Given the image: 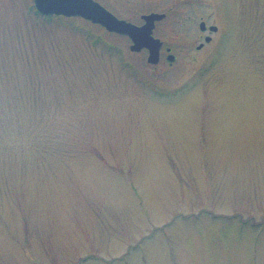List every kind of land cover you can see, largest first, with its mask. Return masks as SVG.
I'll return each mask as SVG.
<instances>
[{
	"label": "rangeland",
	"instance_id": "1",
	"mask_svg": "<svg viewBox=\"0 0 264 264\" xmlns=\"http://www.w3.org/2000/svg\"><path fill=\"white\" fill-rule=\"evenodd\" d=\"M95 1L0 0V264H264V0Z\"/></svg>",
	"mask_w": 264,
	"mask_h": 264
},
{
	"label": "water",
	"instance_id": "2",
	"mask_svg": "<svg viewBox=\"0 0 264 264\" xmlns=\"http://www.w3.org/2000/svg\"><path fill=\"white\" fill-rule=\"evenodd\" d=\"M33 2L41 14H62L68 17L75 15L98 23L110 32L114 31L122 35L126 34L132 40V44L130 45L132 51H139L147 47L149 50L148 62L155 64L159 60L158 55L161 43L159 39L151 36V33L154 21L162 19L163 14L152 12V14L142 15L145 22L141 26H136L123 19L119 20L94 0H33ZM199 28L201 31H204L205 23L200 22ZM209 30H216V26L209 27ZM208 40L209 37H205V41ZM168 59L173 60V56L170 55Z\"/></svg>",
	"mask_w": 264,
	"mask_h": 264
}]
</instances>
